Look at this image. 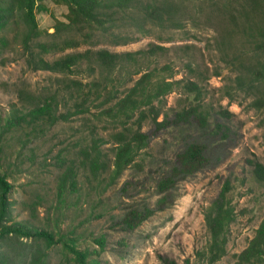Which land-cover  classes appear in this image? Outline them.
<instances>
[{
	"label": "rangeland",
	"instance_id": "1",
	"mask_svg": "<svg viewBox=\"0 0 264 264\" xmlns=\"http://www.w3.org/2000/svg\"><path fill=\"white\" fill-rule=\"evenodd\" d=\"M211 1L183 0L188 14L179 27H159L144 22L146 33L138 32L133 26L121 30L131 38L126 43H109L99 30L93 31L89 41L96 40L94 47L109 50H134L148 43L162 44L166 49L150 58L147 69L152 64L159 67L169 63L168 69L158 68L156 74L168 79H194L202 93L194 99L180 82L158 101L154 100L159 107L156 119L165 118L166 123L156 126L150 117L142 121L140 131L146 135V145L104 189L92 186L95 181L86 168L78 169L77 184L81 194L77 197L75 192H65L66 198L63 196L64 201L60 202L63 219L57 222L62 232L76 238V247L88 251L87 258L92 264H168L170 261L204 264L196 253L207 237L201 210L215 197L225 179L230 181L229 197L237 214L229 224L226 253L211 264H231L233 253L246 244L264 214V183L254 180L248 162L255 159L264 164V103H252L255 96L264 94V89L244 91L235 84V77L245 72V64L264 59V52L254 50L251 35L257 28L256 23L262 22L247 5L245 11H241L239 4L243 0H231L236 25L227 22L220 19ZM42 4L44 8L35 10L34 17L41 32L39 38L45 39L48 36L44 31L53 30L55 19L66 20L67 8L53 0H42ZM232 25L234 30H225ZM1 34L6 43L0 45V116L12 102L18 104V88L36 91L48 86V82L51 84L53 76L59 75L27 68L17 31L1 30ZM88 45L86 41L75 49ZM139 60L142 65L145 63ZM185 61L190 70L185 67ZM123 76L115 74L117 80ZM131 82L128 80L124 85ZM195 102L207 112L203 125L193 117L177 122L171 120L175 110ZM222 109L227 110V114L221 113ZM100 124L96 121L97 126ZM80 128V120L75 118L57 120L43 134L28 136V141L23 139L24 134L19 129L5 134L1 158L3 163H8L7 179L12 184L9 200L14 220L26 219L40 225L48 222L47 226L53 228L54 212L50 205L57 199L56 182L64 167L56 165L57 155H74L77 145L71 142L77 141ZM107 128L98 126L103 135ZM193 141L203 143L206 163L192 173L175 176L173 185L160 191L157 182L176 164L175 154ZM107 146L109 143L100 147L110 157ZM129 209L148 210V214L137 225L127 228L122 216ZM90 210L92 215L88 216ZM95 238L101 239V243ZM43 250L44 254L34 264H73L71 253L60 243Z\"/></svg>",
	"mask_w": 264,
	"mask_h": 264
},
{
	"label": "trees",
	"instance_id": "2",
	"mask_svg": "<svg viewBox=\"0 0 264 264\" xmlns=\"http://www.w3.org/2000/svg\"><path fill=\"white\" fill-rule=\"evenodd\" d=\"M53 1L65 4L66 20L55 19L53 30L44 31L48 38L41 39L34 12L44 8L42 0H0V31H17L27 68L59 74L53 76L51 84L48 82V86H41L36 91L18 88V104L12 102L7 112L0 116V264H34L44 254V247L55 243H60L71 253L73 264H92L87 258L88 251L76 247V238L62 232L58 223L63 219L64 212L60 202L66 198L65 192H75L77 197L81 194L77 184L78 169L81 166L86 168L95 181L92 186L104 189L117 178L123 168L133 162L138 150L146 145V135L140 131L142 121L150 117L156 126L166 123L165 118L156 119L159 107L153 103L154 100L158 101L180 82L183 90L194 99H198L202 93L201 86L194 79H168L156 74L158 68L168 69L169 63L159 67L152 64L147 69L150 58L166 49L162 44L148 43L144 48L115 51L94 47L96 40L89 41L93 31L99 30L109 43H126L131 38L121 30L133 26L138 32L146 33L144 22L159 27H179L188 14L183 0ZM230 2L231 0H219L218 3L212 0L210 4L215 7L220 19L235 24L234 12L231 11L234 8ZM245 5L261 19L262 23H256L257 28L251 35L254 50L264 52V0H243L239 4L242 12L245 11ZM238 27L246 30L244 26ZM234 28L232 25L225 30ZM86 41L90 45L81 50L75 49ZM5 43V36L1 34L0 45ZM67 49L72 50L66 51ZM57 52L59 54L53 55ZM47 54L52 56L47 57ZM139 59L145 63L142 65ZM184 65L191 69L188 62L185 61ZM243 69L245 72L235 77L236 86L244 91L264 89V59L248 62ZM115 74L124 76L117 80ZM128 80L132 82L124 85ZM119 85L124 86L119 88ZM262 95L255 96L252 103L263 105L264 94ZM60 105L63 106L62 110L59 109ZM198 106L195 102L175 110L171 120L177 122L193 117L203 125L207 112ZM220 112L227 114L225 109ZM75 118L80 120L81 132L77 141L71 142L77 145L74 155L60 157L56 154V165L64 167L56 182L57 199L50 205L54 212L53 228L47 226L48 222L40 225L26 219L14 220L9 200L12 184L7 179L8 163H3L1 158L5 134L19 129L24 134L23 139L28 141V136L43 134L57 120ZM92 119L94 120L91 121ZM96 121L101 122L98 126L109 127L106 134L99 132ZM215 125L220 126L218 123ZM78 129L75 128L76 131ZM103 143H109L107 150L110 157L100 147ZM262 144L264 145V132ZM203 149L204 145L200 142L193 141L184 145L175 154L176 164L171 165L168 174L158 180V189L166 191L173 185L177 175L189 174L201 168L207 160ZM68 150L71 152V149ZM248 162L254 180L264 183V164L255 159ZM106 169L108 170L105 171ZM230 189V181L225 179L215 197L202 207L207 237L196 253L199 261L204 264H211L226 253L229 224L237 214L229 197ZM30 207L33 208L34 204ZM91 213L90 210L88 216ZM147 214L148 210L141 212L129 209L123 214L122 222L127 228H131ZM95 241L101 243L99 238H95ZM168 264L174 263L170 261ZM231 264H264V214L252 235L247 238L246 244L233 253Z\"/></svg>",
	"mask_w": 264,
	"mask_h": 264
}]
</instances>
